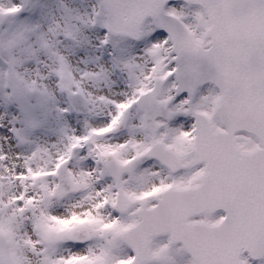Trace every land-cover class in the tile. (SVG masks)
<instances>
[{
    "label": "snow or ice",
    "instance_id": "snow-or-ice-1",
    "mask_svg": "<svg viewBox=\"0 0 264 264\" xmlns=\"http://www.w3.org/2000/svg\"><path fill=\"white\" fill-rule=\"evenodd\" d=\"M0 264H264V0H0Z\"/></svg>",
    "mask_w": 264,
    "mask_h": 264
}]
</instances>
